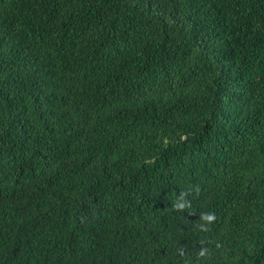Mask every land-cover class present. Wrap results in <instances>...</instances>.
Masks as SVG:
<instances>
[{"label":"trees","instance_id":"obj_1","mask_svg":"<svg viewBox=\"0 0 264 264\" xmlns=\"http://www.w3.org/2000/svg\"><path fill=\"white\" fill-rule=\"evenodd\" d=\"M0 264H264V0H0Z\"/></svg>","mask_w":264,"mask_h":264},{"label":"clouds","instance_id":"obj_2","mask_svg":"<svg viewBox=\"0 0 264 264\" xmlns=\"http://www.w3.org/2000/svg\"><path fill=\"white\" fill-rule=\"evenodd\" d=\"M212 217H209V219H211Z\"/></svg>","mask_w":264,"mask_h":264}]
</instances>
